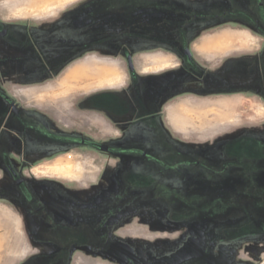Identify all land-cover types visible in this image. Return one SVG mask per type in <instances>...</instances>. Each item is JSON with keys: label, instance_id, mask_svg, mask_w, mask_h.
Returning <instances> with one entry per match:
<instances>
[{"label": "rangeland", "instance_id": "374dc122", "mask_svg": "<svg viewBox=\"0 0 264 264\" xmlns=\"http://www.w3.org/2000/svg\"><path fill=\"white\" fill-rule=\"evenodd\" d=\"M162 2L164 1L5 0L4 4L14 6V13L18 15L38 16H51L67 4L61 13L71 10L72 14L79 16L80 23L78 19L70 22L62 15L54 17V29L58 36L53 38V42H40L42 49H47L44 54L54 70L52 79L48 81L50 85L43 88L50 92V99L53 101L47 106L54 112L58 110L62 113V102L64 103L72 92L92 90L101 86L118 87L123 82L116 64L108 61L87 58L64 71L65 66L69 64L66 53L69 44L76 43L78 38L61 36L62 29L82 27L79 30L82 36L79 38L84 39L83 43L90 44V41L92 45L96 44L95 48L85 50L88 53L107 55L120 52L119 48L125 44L126 39L122 35H109V30L123 27L121 23L125 21L121 22V18L125 17L126 8L134 3L135 12H141V8L158 12L163 8ZM165 2L182 9H189L190 6V0ZM161 11L170 12L168 9ZM116 17L119 22L117 27ZM209 20L208 24L214 27L224 21L222 18ZM48 21L38 20L35 23L45 26L50 23ZM183 24L186 22L183 21ZM228 26L245 28L232 22H229ZM77 30L75 29L74 34L79 33ZM254 32L250 36L245 31L224 30L216 35L202 37L200 43L207 54L211 55L213 50L223 55L254 42V48L264 44V36ZM130 43L138 45L135 39ZM80 54L82 53L79 52ZM147 60L159 62L157 67L165 64L160 62L157 56H151V60L146 58ZM99 73L102 75L99 76ZM91 76H96L97 79L89 86L77 83L81 78ZM4 87L7 92L14 93L13 86ZM36 87L40 86L35 85L34 88ZM38 89L35 92H41ZM62 90L64 92H61ZM23 93L24 91L16 94L24 104H46L40 97L34 96L31 99ZM257 95L263 100L252 98L254 96H246L245 100L252 112L247 119L258 120L255 129L245 128L203 148L188 149L182 146L181 151L186 154L184 160H167L163 169L160 168L163 172L160 180L164 191L157 189L156 192L142 194V190L132 188L130 193L124 192L123 185L116 183L114 179L116 172L126 168L131 161L113 160L110 155L99 154L91 149L74 150L71 157H59L55 160H23L21 163H15L13 167L23 176L24 183L33 193L28 195L29 198L34 196L33 198L48 210L60 213L68 211L71 219L74 215H79L82 222L88 226L86 231L89 232L93 243L97 236L101 237L97 243L98 248L93 249V245L88 244L72 245L68 250L69 256L54 264H264V160H229L234 153L231 150L232 145L238 140L258 141L262 148L264 146V97L261 92ZM72 100L71 98L67 102ZM237 104L235 98L217 101L193 100V113L181 110L182 113L175 115V118L182 133L193 131V135L209 137L241 122ZM161 130L164 137H168L167 131L162 128ZM2 140L3 145L10 149V134H5ZM193 140L198 141L199 138L193 136ZM262 152L264 157V151ZM256 156L257 153L251 150L245 157L250 159ZM222 160L227 161L225 163ZM116 162L120 167L113 171ZM133 163L141 165L138 160ZM154 169L157 170L156 167ZM40 178L56 179L63 186L38 182ZM0 185L10 189L11 195H18V187L1 160ZM245 190L248 195H237V192ZM117 191H120L118 195L112 196ZM4 198L6 200H0V207H8L11 203L16 209H25L24 198ZM109 202L115 203L113 209L109 208ZM63 205L71 207L65 209ZM0 211L6 213L4 210ZM18 212L23 217L27 215L19 210ZM28 215L25 222L31 232L34 223ZM49 216L59 223L64 220L62 216ZM83 236L86 238V234ZM45 250L53 251V247Z\"/></svg>", "mask_w": 264, "mask_h": 264}, {"label": "crops", "instance_id": "0c3cea01", "mask_svg": "<svg viewBox=\"0 0 264 264\" xmlns=\"http://www.w3.org/2000/svg\"><path fill=\"white\" fill-rule=\"evenodd\" d=\"M4 1L0 0V22L14 27L17 24L27 23L30 28L28 30L33 27H43L42 40L45 43L52 42L53 38L58 36V32L48 30V25H38L36 21L49 20L48 22L53 23L56 21L54 17L62 15L64 19L72 22L79 17L72 14L71 10L61 13L67 4L51 16L18 15L14 13V6L5 5ZM213 3V0H190L189 4L192 11L209 12L212 5H215ZM133 5L134 3L126 8L127 13L124 18H121V22L125 21L121 23L123 27H117L119 22L116 14L115 26L117 28L109 30L111 36L125 37L124 51L107 55L87 52L83 56L73 58L64 68L65 71L87 58L115 63L123 77L122 85L118 87L101 86L92 90L72 92L70 97L64 103L62 102L63 112L59 113L61 118L66 119L71 126L81 132L87 133L91 139L106 141L116 139L120 132L134 136L143 134L145 132L143 125H148L149 116L155 115L154 119L161 118L165 130L182 144L191 148H203L213 144L216 140L239 133L245 128H254L258 120L247 119L252 112L250 106L245 104V100L246 96H254L252 98L263 100L257 93H260L264 87V44L254 48L252 46L254 42L245 48L233 49L223 55L211 50L210 55L202 49L200 43L202 37L216 35L224 30L245 31L250 36L253 32L246 27L244 29L234 28L228 24L214 27V25L206 24L204 20L196 19L193 22L192 17L188 22L190 34L186 41L185 51L189 53V58L187 57L189 64H186V52L182 49L181 34L184 21L182 17L175 12H162V8L160 12L142 8L141 12H135ZM78 22L80 23V18ZM81 28L80 26L71 29L64 28L61 36L81 37L82 34L79 31ZM75 29H78V34H74ZM120 31L122 34H119ZM13 36L14 38L19 37L16 34ZM134 39L138 45L134 46L130 43ZM18 54L19 52L14 48L0 45V57ZM151 56L159 57L160 62L165 64L157 67L159 62L146 61V58L151 60ZM128 58H130L132 70L129 68ZM4 67L8 66L4 65ZM102 74L99 73V76ZM96 79V76L83 77L77 83L89 86ZM37 85L40 87L36 88H39L41 92H35L37 89L32 84L29 85L31 87L15 86L13 94L17 96L16 93L24 91L23 94L30 98L40 97L42 101H46V104L42 102L37 105L52 112V108L47 106L53 102L50 99V92L43 89L50 84L46 82ZM71 98L74 101L67 102ZM229 98H235L238 101L237 112L242 117L240 123L209 137L201 138L193 135V131L181 132L175 115L182 113L181 110L193 113V100L217 101ZM193 136L199 140H193ZM71 152L73 151L57 155L51 160L71 157ZM1 197L0 200H6L5 196ZM0 210L6 212L0 211V264H16V262L17 264H39L41 262L49 264L47 255L51 251L48 252L45 249L52 247V244L49 241L34 242L26 227L27 218L21 216L18 209L11 203L8 207H0Z\"/></svg>", "mask_w": 264, "mask_h": 264}, {"label": "flooded vegetation", "instance_id": "af4514ba", "mask_svg": "<svg viewBox=\"0 0 264 264\" xmlns=\"http://www.w3.org/2000/svg\"><path fill=\"white\" fill-rule=\"evenodd\" d=\"M213 2L215 5H212L209 12L192 11L190 6L189 9H182L177 5L171 6L167 2H162V9L175 12L186 22V24H182V39H184L182 40V49L184 51L190 34L188 22L192 17L193 20H204L206 24L210 21L209 18H222L224 21L219 25L232 22L246 27L252 32L257 31L264 36V0H213ZM54 25L55 22L48 24L47 29L55 32ZM28 29L30 28L27 23L17 24L14 27L0 22V45L14 48L19 52L18 55L0 57V160L13 179L15 186L18 187V195L15 193L11 195L10 189L0 185V195L14 199L24 198L25 209L17 208L27 215L29 213L28 216L34 223L33 230L29 231L31 239L40 243L49 241L52 244L53 251L47 256L49 264L52 262L54 264L69 256L68 250L72 245L88 244L93 245V249L98 248L97 243L101 237L97 236V240L93 243L89 232L86 231L88 226L82 222L79 215H74L73 220L68 211L60 213L56 210H48L44 205L42 207V204L33 198L34 196L29 198L28 195H33V193L24 183L23 176L13 167L15 163H21L23 160H51L53 157L66 154L69 151L91 149L99 154L110 155L113 160H130L131 162L126 168H121L119 172H116L114 181L120 182L126 193H130L133 188L142 190V194L145 192L148 194L149 191L156 192L157 189L165 190L160 180V176L163 174L160 168L163 169L167 160H184L186 154L182 153V146L188 149L191 147L182 144L165 130L161 118L156 117L154 119L155 115L149 116L148 122L150 123L148 125H143L145 129L143 134L134 136L120 132L116 139L96 141L91 139L87 133L71 126L66 119L61 118L58 110L50 112L37 104H24L15 94L7 92L5 85L13 87L37 85L46 83L53 77V66L50 65L47 56L44 54L47 49L43 50L40 45V42H43V27ZM14 34L19 37L14 38ZM83 41L84 39L78 37L76 43L71 42L69 44V50L66 52L69 62L74 56L79 55V52L82 54L77 57L87 53L85 50L96 47V44L92 45L90 41V44L83 43ZM119 49L120 52L124 51L125 45L122 44ZM185 58L186 64H189L187 56ZM125 59L127 60V58ZM4 65L8 67L5 68ZM261 96L264 97V87L261 90ZM161 128L167 131L168 137H164ZM5 134H10V149L13 151L7 148L5 144L3 145L2 137ZM232 147L231 150L235 154L233 153L229 160H264L261 155L264 146L262 148L258 141L241 139ZM251 150L257 153V156L247 159L246 153ZM135 160L141 162V165H135L133 163ZM225 161L227 160L223 162ZM117 167L120 166L116 162L113 171H117ZM153 167H156L157 170ZM37 181L50 183L52 186L54 184L63 186L56 179L40 178ZM118 192L120 191L115 192L112 196H117ZM237 195L246 196L248 194L245 190L241 193L237 192ZM194 197L193 200L196 202ZM108 206L113 209L115 203L109 202ZM62 207L67 209L71 206L63 205ZM49 214L62 216L64 223L52 220ZM77 217H79L78 220ZM85 234L86 238L83 236Z\"/></svg>", "mask_w": 264, "mask_h": 264}, {"label": "water", "instance_id": "95a60500", "mask_svg": "<svg viewBox=\"0 0 264 264\" xmlns=\"http://www.w3.org/2000/svg\"><path fill=\"white\" fill-rule=\"evenodd\" d=\"M186 52V56L189 58V53H188V51L186 50L185 51ZM128 60H129V68L132 70V65H131V61H130V58H128Z\"/></svg>", "mask_w": 264, "mask_h": 264}]
</instances>
